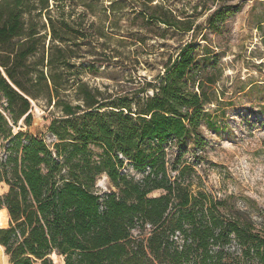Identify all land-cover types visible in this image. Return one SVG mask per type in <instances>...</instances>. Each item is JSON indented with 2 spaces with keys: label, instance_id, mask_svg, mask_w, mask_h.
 Instances as JSON below:
<instances>
[{
  "label": "trees",
  "instance_id": "trees-1",
  "mask_svg": "<svg viewBox=\"0 0 264 264\" xmlns=\"http://www.w3.org/2000/svg\"><path fill=\"white\" fill-rule=\"evenodd\" d=\"M83 1L93 8L94 0ZM76 5L0 0V136L11 144L0 170L9 186L0 209L10 217L0 246L10 264H59L53 254L62 264H264V232L249 212L195 193L183 181L185 168L172 179L146 148L196 134L214 102L208 89L215 81L206 72L214 64L200 66L191 41L168 61L152 95L113 97L83 77L95 67L86 62L100 59L75 60L99 37L85 15L73 18ZM147 17L181 31L195 25L174 15ZM41 101L58 112L50 143L29 128L14 130L21 120L31 127L33 103ZM93 144L103 148L99 157ZM125 159L151 169L136 180L122 172ZM102 174L108 191L96 185ZM157 190L163 193L151 195Z\"/></svg>",
  "mask_w": 264,
  "mask_h": 264
},
{
  "label": "rangeland",
  "instance_id": "rangeland-1",
  "mask_svg": "<svg viewBox=\"0 0 264 264\" xmlns=\"http://www.w3.org/2000/svg\"><path fill=\"white\" fill-rule=\"evenodd\" d=\"M76 4L73 18L79 21L85 15L87 23L94 25L88 30L99 37L95 46L84 48L83 58L75 60L79 64L105 59L86 62L95 67L88 68L83 77L113 97L135 92H140L137 97L152 95L168 61H174L191 41L196 44L197 59L202 60L200 66L214 64L206 71L215 81L208 89L214 102L206 106L196 134L185 141H149L146 148L165 161L172 179L185 168L183 181L195 193L203 191L228 207L246 210L264 232V0H94L93 8H87L83 0ZM149 11L195 25L191 31H181L149 19ZM220 11L225 13L219 17ZM150 82L152 86L147 85ZM5 106L0 91V110ZM32 111L31 127L21 120L14 130L29 128L49 143L55 140L48 126L58 112L44 101L33 103ZM10 146L0 136V170ZM90 148L96 157L103 153L99 145ZM150 169L125 159L122 172L140 180ZM96 185L100 191L112 187L106 174L98 177ZM8 190L0 181V195ZM161 193L157 190L151 195ZM0 210V227H7L9 214ZM231 247L237 244L232 242ZM54 259L63 263L62 257ZM0 264H10L2 246Z\"/></svg>",
  "mask_w": 264,
  "mask_h": 264
},
{
  "label": "bare ground",
  "instance_id": "bare-ground-1",
  "mask_svg": "<svg viewBox=\"0 0 264 264\" xmlns=\"http://www.w3.org/2000/svg\"><path fill=\"white\" fill-rule=\"evenodd\" d=\"M3 214H2V212H1V210H0V225L2 224V220H3ZM53 257L54 258H57L58 256L56 255V254H53ZM56 261V260H55Z\"/></svg>",
  "mask_w": 264,
  "mask_h": 264
}]
</instances>
